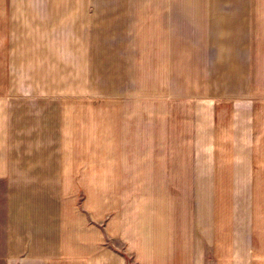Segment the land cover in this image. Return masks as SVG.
Here are the masks:
<instances>
[{
	"label": "crops",
	"instance_id": "obj_1",
	"mask_svg": "<svg viewBox=\"0 0 264 264\" xmlns=\"http://www.w3.org/2000/svg\"><path fill=\"white\" fill-rule=\"evenodd\" d=\"M117 6L114 72L64 91L0 38V264H264V0Z\"/></svg>",
	"mask_w": 264,
	"mask_h": 264
},
{
	"label": "rangeland",
	"instance_id": "obj_2",
	"mask_svg": "<svg viewBox=\"0 0 264 264\" xmlns=\"http://www.w3.org/2000/svg\"><path fill=\"white\" fill-rule=\"evenodd\" d=\"M122 1L0 0V38L10 44L12 81L58 80L64 91L60 80L68 74L75 80L105 79L103 70H115L110 55L114 60L128 42L121 36L136 30L122 20L123 8L116 7ZM140 28L144 32L145 24ZM59 53L74 63L62 61Z\"/></svg>",
	"mask_w": 264,
	"mask_h": 264
}]
</instances>
